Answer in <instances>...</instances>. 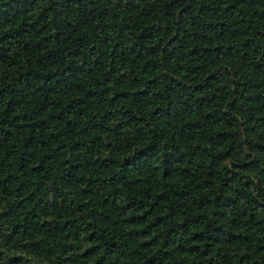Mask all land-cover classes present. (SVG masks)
<instances>
[{"label": "trees", "instance_id": "obj_1", "mask_svg": "<svg viewBox=\"0 0 264 264\" xmlns=\"http://www.w3.org/2000/svg\"><path fill=\"white\" fill-rule=\"evenodd\" d=\"M0 264H264V0H0Z\"/></svg>", "mask_w": 264, "mask_h": 264}]
</instances>
